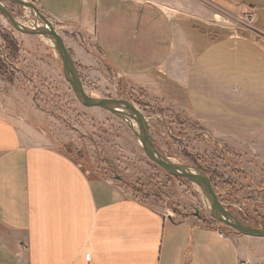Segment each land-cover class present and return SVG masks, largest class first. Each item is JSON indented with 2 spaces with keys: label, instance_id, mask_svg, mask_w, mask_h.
<instances>
[{
  "label": "crops",
  "instance_id": "crops-1",
  "mask_svg": "<svg viewBox=\"0 0 264 264\" xmlns=\"http://www.w3.org/2000/svg\"><path fill=\"white\" fill-rule=\"evenodd\" d=\"M34 1L113 63L143 47L159 52L164 46L158 74L184 90L192 114L195 102L221 104L211 114L217 127L238 126L241 98L255 102L262 93L263 122L251 132L262 131L264 149V56L257 62L255 41L228 34L212 46L196 45L195 32L183 24L189 19L166 12L167 0ZM195 1L229 21L253 13L251 35L264 49V0ZM143 6L165 15V27H153L158 33L146 36L152 41L146 46L137 41L140 22L154 15L143 14ZM0 264H264V238L225 232L195 215H165L0 111Z\"/></svg>",
  "mask_w": 264,
  "mask_h": 264
},
{
  "label": "rangeland",
  "instance_id": "rangeland-1",
  "mask_svg": "<svg viewBox=\"0 0 264 264\" xmlns=\"http://www.w3.org/2000/svg\"><path fill=\"white\" fill-rule=\"evenodd\" d=\"M29 1L49 17L64 38L89 95L132 102L147 116L150 136L165 156L176 163L203 169L226 208L245 223L264 228L263 133L251 132L263 122L262 93L255 102L248 101V96L241 98L238 126L217 127V117L211 114L221 112V104L195 102L197 112L192 114L184 90L166 80L162 72L158 74L165 48L160 46L159 52L150 49L146 45L152 41L146 40V36L157 32L153 27H165L164 13L141 7L143 14L154 15L152 22L144 18L140 22L143 33L137 41L146 47L127 58H120V52L116 53L118 59L113 63L111 58H105L91 47L89 40L71 23L56 24L36 1ZM0 2L21 23L29 27L43 24L31 8L14 0ZM167 2L166 12L189 19L182 22L197 35L193 33L192 38L196 45L212 46L228 34H234L239 40L255 41L257 62L262 61V44L259 45L257 36L251 35L244 17L230 21L216 17L213 15L216 9L195 0ZM132 8L129 6L128 10L134 15ZM163 32L166 37L168 29ZM212 60L216 57L212 56ZM126 71L150 74L145 73L147 78L122 73ZM0 111L31 128L41 140L67 152L87 172L111 178L130 195L147 201L165 215H195L225 232H235L211 217L202 191L195 183L169 174L145 154L127 121L78 101L64 77L62 60L48 39L21 33L1 12ZM226 114H229L228 121H232L231 112L226 110Z\"/></svg>",
  "mask_w": 264,
  "mask_h": 264
},
{
  "label": "water",
  "instance_id": "water-1",
  "mask_svg": "<svg viewBox=\"0 0 264 264\" xmlns=\"http://www.w3.org/2000/svg\"><path fill=\"white\" fill-rule=\"evenodd\" d=\"M14 1L24 7L31 8L36 16L43 21V24H34L32 27H29L21 23L2 2H0V12L10 25L21 33L40 35L51 42L62 60L64 77L81 104L86 107L105 109L127 121L138 137L145 154L152 161L161 166L169 174L185 178L195 183L201 189L211 217L226 224L240 234L264 238V228L253 227L245 223L224 206L215 192L210 178L202 169L192 164L176 163L157 148L150 136V124L147 116L132 102L125 99L101 98L89 95L84 88L73 56L53 22L49 17L40 12L34 2L29 0Z\"/></svg>",
  "mask_w": 264,
  "mask_h": 264
},
{
  "label": "built area",
  "instance_id": "built-area-1",
  "mask_svg": "<svg viewBox=\"0 0 264 264\" xmlns=\"http://www.w3.org/2000/svg\"><path fill=\"white\" fill-rule=\"evenodd\" d=\"M245 19L247 20L248 26L251 27L253 25V22H252L253 13H250L249 15H247V17Z\"/></svg>",
  "mask_w": 264,
  "mask_h": 264
},
{
  "label": "flooded vegetation",
  "instance_id": "flooded-vegetation-1",
  "mask_svg": "<svg viewBox=\"0 0 264 264\" xmlns=\"http://www.w3.org/2000/svg\"><path fill=\"white\" fill-rule=\"evenodd\" d=\"M200 168V167H199ZM201 169V168H200ZM203 170V169H202ZM204 171V170H203ZM205 172V171H204ZM206 173V172H205ZM209 177V176H208ZM210 178V177H209ZM211 180V179H210ZM211 183H212V181H211Z\"/></svg>",
  "mask_w": 264,
  "mask_h": 264
}]
</instances>
